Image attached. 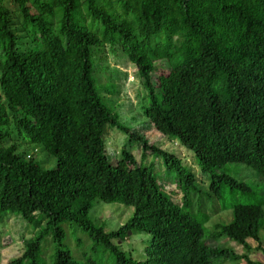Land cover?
<instances>
[{
  "label": "trees",
  "instance_id": "trees-1",
  "mask_svg": "<svg viewBox=\"0 0 264 264\" xmlns=\"http://www.w3.org/2000/svg\"><path fill=\"white\" fill-rule=\"evenodd\" d=\"M11 1L28 46H21L12 10L0 0V219L9 212L33 226L46 224L5 264H100L107 251L115 264H262L218 240L249 250L253 239L264 252V190L225 168L244 164L264 183V0ZM106 44L135 65L147 91L148 122L192 151L209 175L200 197L191 169L131 133L102 98L93 50ZM108 127L142 142L143 158L151 150L163 159L175 173L181 204L158 182L153 162L137 164L127 150L111 162ZM23 143L41 145L55 167L26 157ZM95 200L130 205L134 213L106 232L88 218ZM203 200L231 209V220L208 229ZM64 223L87 232L98 258L71 254ZM132 232L150 236L142 260L119 247ZM49 233L54 253L47 263L41 240Z\"/></svg>",
  "mask_w": 264,
  "mask_h": 264
},
{
  "label": "rangeland",
  "instance_id": "rangeland-1",
  "mask_svg": "<svg viewBox=\"0 0 264 264\" xmlns=\"http://www.w3.org/2000/svg\"><path fill=\"white\" fill-rule=\"evenodd\" d=\"M4 4L12 10V28L21 37L20 44L27 47V38L21 29V16L17 7L11 0H4ZM93 76L96 80L98 90L106 104L119 115L120 122L130 129L131 133L144 136L149 144L161 148L169 153H173L180 158L182 163L191 169L196 177L200 191L196 197L203 195L208 190L209 175L202 173L196 163L192 151L184 147L178 139L169 138L158 132L148 119L144 116L143 107L146 104V89L142 79L137 74V69L120 49H110L109 45L94 49ZM106 151L111 162L116 163L122 156V151L127 150L133 153L136 163H154L153 172L158 182L164 189L171 193L174 202L182 203V193L176 187L172 177L175 173H169L163 164V159L147 150L143 158V143L132 140L130 135L116 127H108L104 135ZM10 142H6L8 145ZM20 151H25L26 157L32 155L36 161L45 168L55 167L56 158L48 154L41 145L21 144ZM225 168H236L234 176L239 181L251 183L264 190L263 178L250 167L240 163H228ZM222 170L218 169L217 172ZM263 187V188H262ZM193 200V204L198 205V198ZM193 208L195 210L197 206ZM202 208L208 213L209 218L206 222L208 229H213L216 223H226L232 218L231 209H221L220 202H205ZM134 213V208L118 202H103L95 200L89 210L88 218L97 226H102L106 232L117 229L124 224ZM46 221L41 226H33L25 221L20 215L6 213L0 219V264H5L11 259L21 256L25 251V241L35 238L39 230L44 227ZM65 231L64 243L70 249L71 254L79 260H86L91 257L98 258L99 253L94 254L91 246V239L87 232L80 227L64 223ZM150 236L139 232H132L125 240L118 241L120 249L127 257L142 260L145 257L144 249ZM261 245L264 246V230H261ZM251 246L249 250L235 241L222 236L218 240L219 245L231 247L238 255L246 253L252 261H259L264 264V252L258 248V242L248 239ZM54 253V241L49 233L41 240V256L47 263L51 262ZM100 264H115L109 251L105 252L99 260ZM241 261H225L222 264H243Z\"/></svg>",
  "mask_w": 264,
  "mask_h": 264
}]
</instances>
